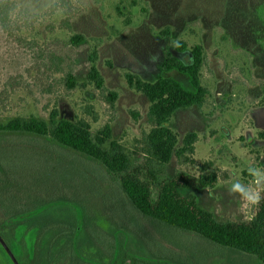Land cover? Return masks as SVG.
Instances as JSON below:
<instances>
[{
	"label": "rangeland",
	"instance_id": "obj_1",
	"mask_svg": "<svg viewBox=\"0 0 264 264\" xmlns=\"http://www.w3.org/2000/svg\"><path fill=\"white\" fill-rule=\"evenodd\" d=\"M8 1L16 6L13 17L22 28L23 41H15L0 29V123L13 118L47 123L54 113L57 119L92 136L108 126L109 142L123 149L133 163L141 161L145 156L143 138L150 129L146 119L149 103L127 85L125 74L143 82L170 77L191 89L187 76L162 72L160 65L166 52L188 59L172 48L173 40L186 42L188 48L200 45L204 54L201 83L208 91L204 104L175 112L167 124L177 134V148L188 132L196 134V142L192 153L174 156L165 171L169 176L176 171L194 177L214 175L213 185L189 193L219 221H246L253 216L255 207H244L239 196L229 195L228 189L236 180L248 183L250 165L264 168V140L260 137L264 132V0ZM164 30L168 37L161 35ZM76 35L83 40L73 45L70 39ZM91 65L102 78V91L88 80ZM67 73L74 76V89L64 86ZM110 92L116 94L112 105L106 99ZM12 144L21 151L9 158L6 154L11 168L28 166L30 162L21 157L26 148L75 166L59 176L58 160L39 158L40 168L35 164L32 178H25L31 169L22 171L16 189L23 197L29 187L35 192L36 187L41 188L43 194L46 187L51 188L43 200L28 202L29 210L51 203L75 210L79 237L75 247L82 258L78 263L261 264L253 256L143 217L119 190L114 177L84 159L38 139L13 137L0 142L1 147ZM80 170L84 178H79ZM26 182L29 187L24 190ZM5 186L13 188L9 181ZM84 216L88 225L83 223ZM85 229L92 238L83 236ZM8 231L15 255H23L26 248L31 252L32 238L27 246L29 236L18 231L16 245L14 228L10 226ZM86 235L88 239H84ZM108 238L116 249L111 262L92 256L90 250L92 246L101 250ZM122 257L128 260L122 261ZM72 260L66 259L64 264H73ZM0 264L9 262L0 255Z\"/></svg>",
	"mask_w": 264,
	"mask_h": 264
},
{
	"label": "trees",
	"instance_id": "obj_2",
	"mask_svg": "<svg viewBox=\"0 0 264 264\" xmlns=\"http://www.w3.org/2000/svg\"><path fill=\"white\" fill-rule=\"evenodd\" d=\"M15 10L16 6L13 2L0 0V29L8 36L13 37L15 41L21 42L23 41L20 36L22 28L13 17ZM64 27H67V24ZM161 33L164 37L169 36L168 30ZM82 40V36L76 35L70 39V43L77 45ZM171 46L177 53L188 57V59L185 60L166 52L160 70L162 72L177 71L187 76L191 89H185L170 77H158L153 82H143L129 73L124 76L127 85L141 92L149 103L146 119L150 129L143 138L145 156L141 161L133 163L123 149L117 147L114 142H109L108 126H105L99 134L92 136L86 131L76 129L69 121L57 119L54 113L50 114L47 123L34 118H13L6 123H0V138H2L0 142L10 141L13 137L38 139L49 143L58 151L84 159L114 177L118 182L119 190L143 217L171 228L192 233L220 247L253 256L261 264H264V199L258 206H255L253 216L246 221H219L213 213L199 207L196 196L189 193L191 190L204 189L213 185L216 181L214 175L194 177L182 171H176L172 176L166 174L165 168L174 156L181 158L185 154L193 152V144L197 138L195 133L188 132L181 140V147L177 148V134L167 124L173 114L179 110L201 108L208 94L207 89L201 83V69L204 65L202 47L196 44L188 48L186 42L182 40H173ZM88 80L93 83L96 89L103 90L102 78L93 65L88 70ZM63 83L67 89H74L77 85L71 73L64 76ZM106 99L112 105L116 94L110 92ZM260 137L264 140V132L260 133ZM18 147L15 144L0 146V185L2 188L0 191V224L3 226L0 228V241L6 245L12 244L8 231L12 226L15 243L19 232H23V234L25 232L29 236L25 239L27 246L29 238H32L31 252L26 248L23 255H16L20 264H64L66 259L71 258L73 264H83L77 262L82 258L78 256L75 247L79 244V237L75 232L77 225L74 224L75 210H63L57 205L53 206V203L36 210H29L28 202L31 203V200L37 199L43 200L46 198L43 195L47 196L48 192L51 193V188L46 187L47 190L45 189L43 194L39 191L41 188L36 187L35 192L26 182L23 189L28 187L29 189L24 192L23 197L20 189H16L17 185L20 187L18 180L21 178L22 171L31 169L28 175L24 173L26 176L24 177L32 178L34 176L35 168L39 165L37 164L39 158L47 162L53 161L54 158L58 160L59 176L61 171L64 173L65 169L67 171L70 166L71 168L75 166L72 164L65 166L55 156L51 159L43 151L39 153L26 148L23 149L21 157L24 158V162L25 158L30 162L29 167L21 169L18 165L16 168H11L12 164L5 161V156L7 154L9 158V156L17 154V151L20 152ZM45 170L47 169L45 168ZM49 175L54 181L52 173L49 172ZM78 175L79 178L80 176L85 177L82 171L78 172ZM8 181L13 188L5 186ZM57 182H60L59 187L63 188L60 178ZM89 192L91 193L93 190L89 188ZM98 192H100L99 189ZM65 201L74 203L68 199ZM85 212L86 210L82 211L84 214ZM85 216L83 218L84 225L87 224ZM82 234L83 236L88 234L91 237L89 230L85 229ZM85 238L89 237L86 235ZM112 240L109 239L105 242V246L100 247L101 250L92 246L90 248L91 255L100 260L110 258L109 262H111L116 257V249L115 246H112ZM126 260H128L127 257H122V261Z\"/></svg>",
	"mask_w": 264,
	"mask_h": 264
},
{
	"label": "clouds",
	"instance_id": "obj_3",
	"mask_svg": "<svg viewBox=\"0 0 264 264\" xmlns=\"http://www.w3.org/2000/svg\"><path fill=\"white\" fill-rule=\"evenodd\" d=\"M247 173L251 178L248 183L236 180L231 183L228 191L229 195H238L244 207L252 208L258 206L264 199V195H262L264 193V168L250 165L247 168Z\"/></svg>",
	"mask_w": 264,
	"mask_h": 264
},
{
	"label": "flooded vegetation",
	"instance_id": "obj_4",
	"mask_svg": "<svg viewBox=\"0 0 264 264\" xmlns=\"http://www.w3.org/2000/svg\"><path fill=\"white\" fill-rule=\"evenodd\" d=\"M0 255L2 257H5L6 260L9 262V264H20L19 261L17 260L16 255L13 253V246H2V243L0 241ZM6 247V248H5ZM9 251V253L7 252V250Z\"/></svg>",
	"mask_w": 264,
	"mask_h": 264
},
{
	"label": "water",
	"instance_id": "obj_5",
	"mask_svg": "<svg viewBox=\"0 0 264 264\" xmlns=\"http://www.w3.org/2000/svg\"><path fill=\"white\" fill-rule=\"evenodd\" d=\"M1 243H2V246H6L5 244H4V242H2L1 241ZM6 248V247H5ZM7 250V249H6ZM7 252L9 253V251L7 250ZM10 254V253H9Z\"/></svg>",
	"mask_w": 264,
	"mask_h": 264
}]
</instances>
